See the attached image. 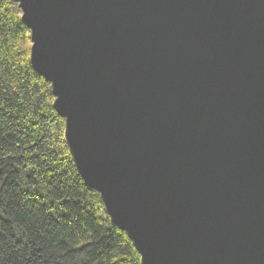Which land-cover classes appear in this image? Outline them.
Returning <instances> with one entry per match:
<instances>
[{
    "label": "water",
    "instance_id": "obj_1",
    "mask_svg": "<svg viewBox=\"0 0 264 264\" xmlns=\"http://www.w3.org/2000/svg\"><path fill=\"white\" fill-rule=\"evenodd\" d=\"M83 184L140 264H264V0H14Z\"/></svg>",
    "mask_w": 264,
    "mask_h": 264
},
{
    "label": "trees",
    "instance_id": "obj_2",
    "mask_svg": "<svg viewBox=\"0 0 264 264\" xmlns=\"http://www.w3.org/2000/svg\"><path fill=\"white\" fill-rule=\"evenodd\" d=\"M20 17L0 0V264H140L73 166Z\"/></svg>",
    "mask_w": 264,
    "mask_h": 264
}]
</instances>
